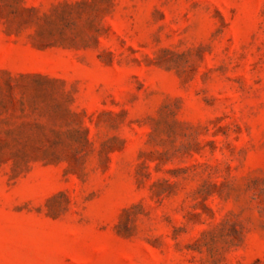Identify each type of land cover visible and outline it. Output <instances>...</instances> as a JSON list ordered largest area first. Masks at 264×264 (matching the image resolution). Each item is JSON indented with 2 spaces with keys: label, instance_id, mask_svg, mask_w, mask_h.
<instances>
[{
  "label": "rangeland",
  "instance_id": "rangeland-1",
  "mask_svg": "<svg viewBox=\"0 0 264 264\" xmlns=\"http://www.w3.org/2000/svg\"><path fill=\"white\" fill-rule=\"evenodd\" d=\"M0 264H264V0H0Z\"/></svg>",
  "mask_w": 264,
  "mask_h": 264
}]
</instances>
